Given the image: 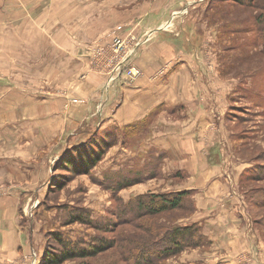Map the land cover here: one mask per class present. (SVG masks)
<instances>
[{"label":"rangeland","instance_id":"374dc122","mask_svg":"<svg viewBox=\"0 0 264 264\" xmlns=\"http://www.w3.org/2000/svg\"><path fill=\"white\" fill-rule=\"evenodd\" d=\"M51 1L52 0H49L48 3L45 4L50 7L52 5ZM115 1L120 4V1L114 0V2ZM125 1L132 6L126 5L124 0H121L123 3L122 7L124 8H134L135 12L140 15L143 11L149 9L151 10V14H154L153 17L139 18L137 21L140 23V27L145 26L143 33L144 39L142 35H137L136 29L133 27L135 21L132 22L133 24L127 22L116 24L117 26L114 25L111 29L116 27L107 34L112 40L110 46L111 51H109L105 45H99L94 48L93 52L98 55L97 63L88 70L87 68L84 69V80H87L86 78L95 72H97L95 74L96 77L101 75L107 76V74L104 73L109 70V65L112 63L110 68L116 65V60L123 56L130 46L133 37H137L136 40L141 37L145 40L144 43L142 42L143 44L148 43L153 37L152 30L163 25L162 28L156 31H160L161 29L165 30L166 33H171H168V37L176 36L178 39L172 42L175 53L172 54L171 52V58L163 60L159 66L155 68L153 75L159 74L161 71L165 73L170 70L175 65V60L181 56V61L179 63H182L183 59L185 64V67H183V75L185 77L189 76L192 83L195 85L194 92L197 91V93L193 92L194 96L192 95V98H190L188 102H184V105H180V108L173 110V112L171 110H163L161 113L159 111L156 113L154 112L153 115L149 117L147 125L145 124L143 128H140V131L133 128L134 135L128 132L130 135L128 139L124 140L125 137L123 138L122 136L128 127H125L120 134L117 128H114L115 133L120 136L119 141L116 143L118 144L117 148L111 150L116 145L115 144L104 155L103 160L94 173L98 175L101 180L103 174L101 175L100 173L102 171L108 168H122L123 166H121L120 163H123L133 156L135 157L129 161V165H132L133 161L137 159L139 163L140 161L143 163L146 161L144 155L149 152L150 147L154 146L153 141L160 137H175L174 143L177 149L170 151L168 154H171L174 160H169L166 157V161H163L162 151L159 148H154L153 162L154 165L161 166L160 174L151 178L148 182L143 181V183L131 185L121 191L103 187L96 181L98 179L96 176H93L91 180L89 176L82 174L73 176L72 178L69 177L64 181L61 175L67 172L58 171V173H60L58 179L62 181V185L60 187H55L51 192V196L44 199L45 203L43 207L40 204L39 197H42L43 187L48 178L45 176L48 173L47 169L43 172H37L38 168L36 163L39 165L45 162L52 164V162L55 161V152L58 151L60 142L67 133L66 129L62 128V126L59 127V123L62 121L61 117L63 116L59 115V112L64 110L65 103L62 101L63 106L60 108V111L57 109V115L55 113L54 115L56 117L54 116V118L52 117L53 119H50L51 125L49 126L47 120H43V122L39 124L40 126L35 128L26 125V120L25 124L20 125L16 123L18 119H15L13 115H8L6 117L0 114V166L1 163H4L3 166L7 165L6 170L8 172L3 176L1 181L2 185L4 187L10 185L18 187L21 191L24 190V193L28 190L27 196L23 197V194L20 196L23 199L18 208L17 218L18 221L20 220L22 232H20L21 228L19 229L17 226L12 225L10 228L14 230L13 233L15 234L12 235V242L14 243L15 239L18 240V244L28 241L32 245L33 242L30 260L27 264H36V252L41 251L43 247L40 242V232L42 233L43 231L46 233L50 231V233H53V231L61 230L66 233L65 236L67 238L74 240L78 238L82 242H89L94 237V234L97 233L93 228L80 222L69 223L68 213L75 209V206L79 207L82 205L87 207L91 210V214L94 218L105 217L107 213L109 214V211H113L122 204V199L127 201L129 194L152 190L158 192L159 190L182 189L185 188L183 186H185L188 180L190 182L196 178V176L201 177L203 175V178L209 179L210 177H208V175L213 174V169H216V172H218L217 175H219L218 177L221 181L220 184L217 187L215 182L212 187H208L206 182V187L200 194L202 197L206 198L207 201L208 195H212L213 190L217 193L216 199L218 202L215 204V208H213L212 203L207 202V208L210 209V223L208 224H210L211 229L215 226L219 229L215 231L216 239L213 240V231H211V238H209L210 233H205L207 232L205 231L206 224L202 222V231L209 240H204L201 245L196 247H187L177 255L169 257L166 263L212 264L218 261L228 263L229 260H233L237 261L235 264H264V209L256 208V210H254V206H251L250 210L251 213L254 211V218L257 224L252 222L253 220L251 219L249 210L250 206L248 207L247 202L245 203V197L244 194H242L246 190L252 193L254 187L264 186V178L250 183L248 181L242 182L240 177L244 168L253 163V161L250 162V160L257 159L255 158L257 154L264 152V134L261 137L262 131L264 132V114L263 117H261L255 113L256 103L251 97L254 96L255 93H257V95L260 94L262 98L264 97V75H261L263 80L261 82L259 81V83L256 82L257 84L255 85H251L250 80L246 79L243 81L242 85L238 86L239 79L247 78L248 75L255 77L257 75L255 74L256 72L260 74L263 70L264 54L260 52L263 45L261 42H256L260 31L258 30V25H256L257 19H255L254 16L255 11L232 2H219L214 15L205 17L206 21L202 23V20L197 22V19H200L202 16V12L198 11L197 7L205 9V7L208 6V3H206L207 0H182V4L178 3V5L171 7L173 11L177 10L173 15V11H171V9H169L170 7L167 5L163 8H156L157 5H154L155 12L150 9V5H153L156 0ZM259 2L261 5H264L263 1L259 0ZM157 3L158 2L155 4ZM56 7L57 6H55V8ZM107 7L108 10L105 12V16L110 19V15L114 12L110 13L112 10L111 5H107ZM80 8V5L75 4V11H80ZM157 10H159L158 13ZM196 10L198 12L197 15L194 16L196 19L195 21L193 20L194 26H189L188 21L193 17V12ZM256 11L262 12L264 10L257 7ZM47 18L48 17L44 15L42 20ZM176 22H179L178 27L175 26ZM44 23L45 21H43V24ZM101 23L103 24V22ZM223 23L233 29H245V33L233 35L235 38H238L237 36H245V39L241 41V43L233 42L235 38L230 41L229 39H225L223 36H226V33H222ZM149 26H154V28L152 30L151 28L147 29ZM199 26L201 29L205 30L203 40L195 38V32ZM224 28L226 27L224 26ZM233 33L238 34L239 32L233 31ZM147 34H149V38H146ZM154 38L155 37H153V39ZM82 39L86 41V37H82ZM106 39L107 37L105 35L100 37L98 41H105ZM221 42H224L226 46H222ZM141 45H139V47ZM139 47H137L136 53H133L132 57L136 56ZM179 47H181L184 54L179 55ZM229 49L234 51L231 61L228 60L230 58L228 54ZM231 51L230 53H232ZM233 57H235V59H233ZM37 59L38 57H36L35 60ZM135 59L136 57L134 61ZM132 62V59L127 61L126 71L123 74L124 76L120 75V78H117V76L112 78V75L108 74L106 84L110 82L116 86V83L120 80H126L132 83L140 75H143L144 70L142 69L144 68L141 69L139 65L136 63L135 65ZM223 67H225V69L227 67V70L224 71ZM37 70H41L42 76L47 74V77L48 72H51L43 68L36 69L35 72ZM131 71H134L135 74ZM23 73L28 74L29 71L26 70L23 71ZM259 74L257 77H259ZM10 75L12 76V74L6 70L0 69V82L8 84L5 77L10 78ZM79 76L80 75L77 77ZM72 79L74 80L75 78ZM113 79H116L115 82H113ZM73 80L70 79L67 81L68 91H65V86L62 87L63 83L53 88L56 89V93H72V86L70 85H73ZM245 93L249 95V98L242 96L246 95ZM71 96V99H67L66 105H72V107L68 108V115L64 117L63 120L67 122L72 120L74 123V130H76V127L82 125L86 120L82 121V117H80L81 114L89 110L93 113L94 109H97V105L93 107V100L96 99L97 95L92 97L90 103L86 100V103L77 106H73V104L77 103L79 99L77 96ZM195 96L196 98L194 99ZM116 97L118 98L119 96ZM121 101V98L112 101L107 109L104 104L100 103V111L103 108L105 111L113 112L120 105ZM251 103L254 104L250 107L247 106ZM3 106L6 105L4 104ZM100 111H98L97 114H101L102 112ZM227 113H229V117H232L234 114L241 115L244 118V122L240 125H235L233 121L237 120V117L234 116L232 117L233 120H228L225 117ZM95 117H99V115ZM95 119L96 118H89L88 120L95 121ZM253 125H256V127L260 129L255 137L249 138V142L244 136L242 138L239 137L247 133L244 129ZM132 126L139 127V124L137 122L132 124ZM107 129L108 128H105V131H108ZM54 130L57 131L52 135L51 132ZM110 130L112 129H109V131ZM231 130L235 131L237 134L235 139L228 136ZM166 133H169V135ZM183 139L184 141H182ZM181 145H185L187 149H190V152L203 158L201 166H195L190 163L193 162V159L185 154ZM236 152H239L237 153L238 156ZM141 155H143L142 159L140 157ZM178 155L180 159L187 158V165L182 166L175 163ZM261 162H264V160L258 159V163ZM213 163H220L222 166H213ZM255 163L254 165H256ZM3 170L5 171V169ZM9 174L12 180L7 182L5 178ZM59 184L60 183H57V186ZM78 187H81L82 191H77V189H79ZM186 189H190L191 191L186 196V202L180 211H167L156 217L159 222V228L160 224L170 226L178 223L200 221L198 212L202 209V200L200 196L198 197L197 195L200 191H198L199 189L197 187ZM10 194H12V192ZM115 194L124 198H115ZM6 195L7 194L4 196L0 195L2 196L0 199L3 200ZM189 200L192 201L193 209H191L192 204ZM213 215L215 217L214 221ZM144 219L145 218L139 219L137 223L129 222L128 225H124L122 228L125 230H135V228H137L135 226L141 224V221ZM149 220L151 219L149 218ZM231 224L237 225L231 230L229 226ZM3 226H6V224ZM7 226L9 225L7 224ZM226 227L230 229L224 231ZM161 233H163V230L155 234L154 237H158ZM107 236L112 237L114 233H107ZM245 237H247V241L243 240L241 245L234 247L233 244L238 241L237 238ZM7 239L8 237L4 238L5 241H7ZM45 239L47 244L52 243L48 247L53 249V240H47V237ZM158 239L160 240L161 238H156L157 241ZM36 240L40 242L38 245ZM246 248L249 249L247 252L244 253V251H242L239 253ZM21 249L23 250L24 248L21 247ZM118 253L119 250L117 251V246H111L103 252L94 255L92 258H88V262L91 264H111L119 257ZM237 253L239 254L236 255ZM20 255L23 256V254ZM6 257L1 258L3 264H9L6 261ZM123 257L126 258L125 256ZM238 258L240 260H238ZM77 262L78 260L76 259H69L62 264H78ZM120 263L123 264V262Z\"/></svg>","mask_w":264,"mask_h":264},{"label":"crops","instance_id":"0c3cea01","mask_svg":"<svg viewBox=\"0 0 264 264\" xmlns=\"http://www.w3.org/2000/svg\"><path fill=\"white\" fill-rule=\"evenodd\" d=\"M48 1L0 0V69L12 74L10 78L5 77L8 84L0 82L1 115H5L6 117L13 115L15 119H18L16 123L20 125L25 124L26 120V125L35 128L40 126L39 124L43 120H47L49 126L51 125L50 119L54 118L57 109L60 111V108L63 106V101L65 107L64 110L60 111L61 114L59 112V115H63L59 127L62 126V128L67 130V133H71L74 131L73 121L69 119L68 122L63 120L68 115V108L72 107V105H66L67 99H71V95L77 96L79 101L73 104V106H77L86 103V100L90 103L92 97L97 95L96 99L93 100V107L97 105V109L95 108L93 113H91V110L86 113L83 112L84 114L82 113L80 116L82 117V121L85 119L88 120L89 118H96L95 120H97L100 127L115 126L119 134L125 127H128V132L134 135L133 128L140 131V128H143L145 124L147 125L149 117L154 112L159 111L161 113L163 110H171L173 112V110L179 109L180 105H184V102H188L192 98V95L194 96V93H197V91L194 92L195 85L189 76L185 77L183 75V67H185V64L183 59L182 63H179L181 56L175 60L176 63L170 70L165 73L161 71L159 74L153 75L155 68L163 60L171 58L172 54L175 53L172 42L178 39L176 36L168 37V33H171H166L162 29L153 33L154 39L152 37L150 42L142 44L139 47L138 53L135 56L136 62L134 61L135 57H131L132 63H136L141 69L144 68L142 69L144 70L143 75H140L134 82L129 83L126 80H120L116 83V86L110 82L106 84L108 74L111 75L112 72V68H110L112 63L109 65V70L104 73L107 76L101 75L96 77L95 74L97 72H95L86 78L87 80H84V69L87 68L88 70L97 63L98 55L93 52L94 48L99 45H105L111 51L110 46L112 40L107 34L117 26L116 24L132 23L135 21L133 27H135L137 35L140 36L143 35L145 26L140 27V23L137 21L139 18L153 17L154 14H151V10L147 9L140 15L135 12L134 8L128 9V7H122L123 3L121 0H118L120 4L116 1L114 2V0H52L50 7L45 4ZM124 2L126 5L132 6L125 0ZM156 2L158 3L155 4ZM178 3L182 4L183 2L182 0H156L153 5H150V9L155 12L154 5H157L156 8H163L167 5L171 9L172 6L178 5ZM75 4L81 6L80 11H75ZM54 5L57 7L55 8ZM107 5L112 6L110 13L114 12L110 15V19L105 16V12L108 10ZM176 11L174 10L172 15ZM44 15L48 18L42 20ZM43 21H45L44 24ZM178 23L176 22L175 26L178 27ZM114 25L116 26L111 29ZM148 28L152 30L154 26H149ZM105 35L107 37L105 41H98L100 37ZM82 37H86V41H83ZM178 50L180 51L179 55L184 54L181 47ZM36 57H38L37 60H35ZM122 58L123 56L117 59L115 64L121 62ZM131 59L129 58L128 60ZM127 61L123 63L125 69L119 71L117 78L126 71ZM42 68L51 71L48 72V77L47 74L42 76L41 70L35 72L36 69ZM26 70L29 71L28 74L23 73ZM78 75L80 76L77 77ZM72 78L75 79L73 80ZM70 79L73 80V85H70L72 86V93H56V89L53 87L59 86L62 83V87L65 86V91H68L67 81ZM116 96H119L118 98H121L122 101L113 112L105 111L103 108L100 111V103L104 104L107 109L112 101L118 99ZM4 104L6 106H3ZM98 111L102 113L97 114ZM96 115H99V118L95 117ZM137 122L139 127H133L132 124ZM56 131H52V135ZM166 134L169 135V133ZM174 139L175 137L171 138L169 136L167 138H156L153 141L154 146L150 147L149 150L159 148L162 151L163 161H166V157L169 160H174L171 154L168 155L170 151L177 149ZM117 145L111 150H115ZM181 147L185 151V154L193 159V162H190L192 165L201 166L203 163L201 156H196L190 152V149H187L185 145H181ZM146 155H149L147 160L151 161L152 156L150 153L148 152ZM179 155L176 157L177 161L175 160V163L182 166L187 165V158L180 159ZM3 164L1 163L0 166V195H7L3 200L0 199V264H3L1 258H5L6 256H8L6 257L8 259L6 261L9 264H27L30 260L32 245L28 241L18 244L17 239L13 243L12 235L14 234V230L10 227L13 225L19 229L21 228L20 220L18 221L17 218L18 208L23 199L20 196L22 194L23 197L27 196L28 190L24 193V190L21 191L18 187L12 185L4 187L2 185L1 181L3 176L8 173L6 170L7 165L3 166ZM45 165H48V163L45 162L40 165L36 163L38 168L37 172H43L46 169L44 168ZM218 165L220 167L222 166L220 163H213V166L218 167ZM216 171V169H213V174L208 175L210 177L209 179L203 178V175L201 177L196 176L192 181L189 182L188 180L189 183L187 182L183 186L185 188L197 187L199 189L198 191L200 192L197 195L202 200V209L198 212L199 223L202 224L203 222L206 224L205 231L207 232H204L207 234L210 233L209 238H211V231H213V240L216 239L215 231L219 229L216 226L211 229L210 224H208L210 223V209L207 208V202L212 203L213 208H215L214 206L218 202L216 199L217 193L214 190L212 195L206 193L208 195L207 201L200 194L206 187V182L208 187H212L215 182L218 187L221 181ZM221 179L223 180L222 177ZM5 180L10 182L12 180L11 175L9 174ZM149 180L151 179L146 180V182ZM11 192L12 194H10ZM214 220L215 217L213 215ZM4 224L6 226H3ZM236 225L231 224L229 226L232 230ZM5 228L8 229L4 230ZM228 229L230 228L226 227L224 231ZM20 232H22V228ZM7 237L8 239L5 241L4 238ZM237 240L233 244L234 247L241 245L243 240L247 241V237L237 238ZM21 247L24 249L22 250ZM248 250L246 248L239 253L242 251L245 253ZM20 254H23V256ZM238 260L240 259L238 258ZM229 262L231 264L237 263V261L233 260H229Z\"/></svg>","mask_w":264,"mask_h":264},{"label":"trees","instance_id":"16d2710c","mask_svg":"<svg viewBox=\"0 0 264 264\" xmlns=\"http://www.w3.org/2000/svg\"><path fill=\"white\" fill-rule=\"evenodd\" d=\"M261 1L264 2V0ZM219 2H232L247 9L251 8L255 11L254 16L255 19H257L256 25H258V30L260 31L256 42H261L263 46L261 45L262 49L260 52L264 54V11H256L257 7L264 10V5H261L259 0H207L206 3H208V6H206L205 9L197 7V10L202 12V16L200 19H197V22L202 20V23H204L206 21L205 17H211V15H214L215 9L218 8ZM197 10L193 12V17H191V19L188 21L189 26H194V21L196 20L194 16L197 15ZM224 26L226 28H224ZM222 28V33H226V36L223 37L225 39H229V41L235 38L233 35H241V33L243 34L246 32L245 29H233L225 23H223ZM233 31H238L239 33L235 34ZM204 35L205 30L201 29L199 26L195 32V38L203 40ZM237 37L238 38H235L233 42L241 43V41L245 39V36ZM221 45L226 46L224 42H221ZM231 50L232 49L228 50L230 58H225L229 61H231V57L234 52ZM230 51L232 53H230ZM233 59H235V57H233ZM262 66L263 70L260 72V74L256 72L255 74L257 75L255 77L248 75L247 78L245 77L243 79H239L238 86L242 85L243 81L246 79L250 80L251 85H255L259 83V81L261 82L263 80L262 76L264 75V62ZM223 70L226 71L227 67L226 69L223 67ZM258 74L259 77H257ZM242 96L249 98V95L247 94ZM251 97L256 103L255 113L263 117L264 97L262 98L261 95H257V93ZM253 104L254 103H251L247 106L250 107ZM234 116L237 117V120L233 121L235 125H240L242 122H244V118L241 115L234 114L232 117ZM225 117L228 120H233L232 117H229V113H227ZM95 121L86 120L73 132L66 133L63 136L64 139L60 142L58 151L55 152V161L52 162V164L48 163V165L44 166L48 173L45 177L48 178L46 179L43 187L44 189L42 197H39L40 204L43 207L45 203L44 199L48 196H51V192L55 187H60L62 185V181H59L58 179L60 175L58 171L67 172L61 175L64 181L69 177L72 178L73 176H79L82 174L89 176L91 180L93 176H96L98 178L96 181H98L99 184L105 188H111L116 191L124 190L131 185L141 183L160 174L161 166L154 165V149H150L149 153L152 156L151 161L147 160L149 155H144L146 161L143 163L140 161L139 163L137 159L133 161L132 165H129V161L135 157L133 156L128 158L123 163H120V165L123 166L122 168H108L105 171H102L100 174H103V176L100 180V177H98V175H96L94 172L103 160L104 155L117 143V141H119L120 136L115 133L114 128L116 127H100V125L97 124V120ZM105 128H108V131H105ZM109 129L112 130L109 131ZM259 130L260 129H258L256 125H253L244 129V131H247V133L243 134L242 136H238L240 138L244 136L249 142V138L255 137L259 133ZM263 134L264 132L262 131L261 137ZM122 136L123 138L125 137L124 140L128 139V136H130L128 134V129L125 130ZM228 136L235 139L237 134L235 131L231 130ZM237 153L239 152H236V154ZM142 156L143 155L140 156L141 159ZM255 158L257 159L250 160V162L253 161V163L246 166L242 171L240 175L242 182L248 181L251 183L258 179L264 178V162L258 163V159L264 160V152L258 153L257 157ZM254 163L256 165H254ZM57 183L60 184L57 186ZM78 188L79 189H77V191H82L81 187ZM160 191L161 190L156 192L152 190L129 194L127 201L122 199V204L120 206L116 207L113 211H109V214L107 213L105 217L101 218H94L91 214V210L85 206H75L76 208L69 211L68 213L69 223L80 222L90 228H93L97 233L94 234V237L89 242H82L78 238L75 240L67 238L65 236L66 233L61 230L53 231V233H50V231L46 233L43 231L42 233L40 232V242L43 247L41 251L36 252V264H62L69 259L78 260V264H91L88 262V258H92L94 255L101 253L109 247L115 245L117 246V251L119 250V257H117L118 260L115 259V261H113L111 264L120 262H123V264H169L166 263V260L169 259V257L177 255L179 252H182L189 246L196 247L201 245L204 240H209L203 233L202 226L199 222L178 223L170 226L160 224L159 228V222L157 221L156 217L167 211H180L186 202V196L191 190L182 188ZM242 194H244L245 203L247 202L248 207L250 206L249 210L251 206H254V210H256V208L264 209V186L254 187L252 189V193H250L249 190H246ZM115 195V198H124L122 196L119 197L117 194ZM189 201L192 204V201ZM191 209H193V204ZM254 215L255 213L252 211V222L257 224ZM143 218L145 219L141 221V224H137L135 226L137 227L135 230H125L122 228L124 225H128L129 222L137 223L139 219ZM149 218L151 220H149ZM161 230H163V233H161L158 237H160L162 240L158 239L157 241L156 238L158 237L155 238L154 235L158 232H161ZM110 232H113L114 236H107V233ZM46 237L47 240H53V249L48 247L52 243L47 244V242H45ZM40 242L37 241V245ZM212 264L231 263L218 261Z\"/></svg>","mask_w":264,"mask_h":264},{"label":"built area","instance_id":"2783aa9c","mask_svg":"<svg viewBox=\"0 0 264 264\" xmlns=\"http://www.w3.org/2000/svg\"><path fill=\"white\" fill-rule=\"evenodd\" d=\"M137 38V37H136ZM135 37H133V40L130 44V46L128 47V49L125 51V53L123 54V58H122V61L117 63L112 69H111V75H112V78H115L119 71L123 70L125 68V65L123 64L125 61H127L129 58L131 59L133 53H136V49L137 47H139V45L142 44V42L144 43L145 40L143 35H142V38L140 37L139 39L136 40ZM146 38H149V34H147ZM145 38V39H146ZM130 69V68H129ZM133 74H135L134 71H131ZM114 80V79H113Z\"/></svg>","mask_w":264,"mask_h":264},{"label":"bare ground","instance_id":"6f19581e","mask_svg":"<svg viewBox=\"0 0 264 264\" xmlns=\"http://www.w3.org/2000/svg\"><path fill=\"white\" fill-rule=\"evenodd\" d=\"M125 69V68H124Z\"/></svg>","mask_w":264,"mask_h":264}]
</instances>
